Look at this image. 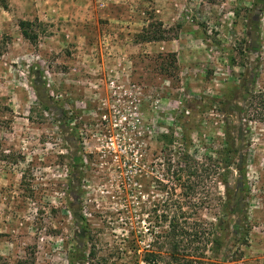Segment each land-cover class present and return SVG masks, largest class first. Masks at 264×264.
Segmentation results:
<instances>
[{
  "label": "rangeland",
  "instance_id": "obj_1",
  "mask_svg": "<svg viewBox=\"0 0 264 264\" xmlns=\"http://www.w3.org/2000/svg\"><path fill=\"white\" fill-rule=\"evenodd\" d=\"M253 4L0 0V264H142L155 217L178 204L214 228L208 264H264V121L251 100L264 93V4ZM183 108L186 152L224 161L226 201L215 178L169 201L178 181L164 160L179 154Z\"/></svg>",
  "mask_w": 264,
  "mask_h": 264
},
{
  "label": "trees",
  "instance_id": "obj_2",
  "mask_svg": "<svg viewBox=\"0 0 264 264\" xmlns=\"http://www.w3.org/2000/svg\"><path fill=\"white\" fill-rule=\"evenodd\" d=\"M264 4V0H254V5ZM261 12V9H258ZM23 37L29 41H33L34 38L23 33ZM250 99L249 91L245 90L242 101L246 102ZM257 101V107L261 109L258 118L260 121H264V93L252 97L251 100ZM250 101V105H251ZM221 107L219 112L225 113L223 118V131L225 135L229 132V126L227 124L228 110L225 102H221ZM242 112V109H238ZM185 108L182 109V113L177 117L178 120H183V124L180 126L179 136L182 139V144L178 146V156L175 160H164L165 171L170 173L171 176L175 177L178 181L174 184L171 189H169L168 197L171 200V195H180L183 198L193 197L200 193L198 188L202 185L205 180H210L215 178L218 183L223 187V195L225 196V201L227 200V181L224 174L219 173L221 164L223 160L220 158H213L211 156H204V160H195L186 152V147L188 144V139L186 137L187 129L185 127L187 122V116L184 114ZM160 139L165 143L166 146L171 145L172 138L165 134L160 135ZM227 142V141H226ZM228 143V142H227ZM227 152H230L229 145L225 147ZM169 154V153H168ZM216 155V154H215ZM236 173L240 179L243 178L244 172V162L238 161L234 165ZM169 174V175H170ZM183 179L182 183L179 181ZM193 181L189 183V180ZM215 184V185H216ZM236 191L241 192L243 188L240 186V180L237 181ZM176 188L181 192L177 195L175 194ZM197 194V195H198ZM177 199L176 201H178ZM177 203V202H175ZM225 203L222 202V209H225ZM166 207L161 215L156 216L155 225L160 224L159 227L161 231L156 234L150 242L146 249H144L139 255V263L142 264H208L206 252L209 251L214 253L218 248V240L215 238L214 228L211 224L202 223L199 221H191L195 213L191 212L187 214L182 207L178 204L177 206ZM239 220L238 223H240ZM239 225L235 224V228H239ZM242 227V226H241ZM212 228V229H211ZM242 229V228H241ZM238 234V233H237ZM208 247V248H207ZM136 252V251H134Z\"/></svg>",
  "mask_w": 264,
  "mask_h": 264
},
{
  "label": "built area",
  "instance_id": "obj_3",
  "mask_svg": "<svg viewBox=\"0 0 264 264\" xmlns=\"http://www.w3.org/2000/svg\"><path fill=\"white\" fill-rule=\"evenodd\" d=\"M111 84V83H110ZM102 119H105V115L102 116Z\"/></svg>",
  "mask_w": 264,
  "mask_h": 264
}]
</instances>
